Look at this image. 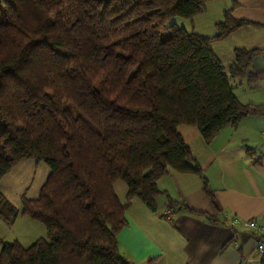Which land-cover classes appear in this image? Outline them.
<instances>
[{
	"label": "trees",
	"instance_id": "1",
	"mask_svg": "<svg viewBox=\"0 0 264 264\" xmlns=\"http://www.w3.org/2000/svg\"><path fill=\"white\" fill-rule=\"evenodd\" d=\"M208 1L0 0V178L27 157L49 166L20 208L46 237L2 240L0 264H132L117 238L126 207L139 198L155 210L157 180L170 169L202 175L178 126H197L209 142L264 114L234 92L237 80L256 84L251 63L264 47H237L228 65L212 49L253 22L232 7L211 36L175 22ZM117 179L127 185L123 203ZM202 188L212 198L206 179ZM18 213L0 190V220Z\"/></svg>",
	"mask_w": 264,
	"mask_h": 264
},
{
	"label": "crops",
	"instance_id": "2",
	"mask_svg": "<svg viewBox=\"0 0 264 264\" xmlns=\"http://www.w3.org/2000/svg\"><path fill=\"white\" fill-rule=\"evenodd\" d=\"M234 2L233 6L232 0H210L204 13L190 19L193 30L203 35L195 20L207 16L209 33H214L215 24L230 7L233 17L253 22L212 42L224 65L233 61L237 47H264V0ZM251 67L256 84L248 86L244 79L237 80L234 92L242 103L264 104V52L253 57ZM178 130L202 175L170 169L157 180L160 193L155 197V210L134 198L125 209L127 224L117 235L121 252L132 264H260L262 251L257 249V240L264 234H257L244 222L256 219L264 224V114L225 126L209 142L195 125L180 124ZM203 179L213 201L202 188ZM113 188L125 202L126 183L117 179ZM18 209L11 225H0V235L19 216H25Z\"/></svg>",
	"mask_w": 264,
	"mask_h": 264
},
{
	"label": "rangeland",
	"instance_id": "3",
	"mask_svg": "<svg viewBox=\"0 0 264 264\" xmlns=\"http://www.w3.org/2000/svg\"><path fill=\"white\" fill-rule=\"evenodd\" d=\"M175 22L179 25H183L188 31H194L192 27V21L189 18H175ZM196 29L205 34L211 36L214 33L211 32L209 25V18L207 16H200L195 20ZM197 32V31H195ZM243 85V84H242ZM49 172V166L43 160L36 157H27L16 162L10 170L0 178V190L9 199V201L21 208L22 196L36 197L39 194V190L43 182L45 181ZM26 219V220H21ZM28 219V220H27ZM32 223V226L28 223ZM7 223V222H6ZM5 221L0 220V225H7ZM12 224V223H11ZM8 223V225H11ZM46 237L45 226L29 216H19L14 225L6 232V229L0 238L5 241L14 240L19 237V242L27 246L31 244L38 237Z\"/></svg>",
	"mask_w": 264,
	"mask_h": 264
},
{
	"label": "built area",
	"instance_id": "4",
	"mask_svg": "<svg viewBox=\"0 0 264 264\" xmlns=\"http://www.w3.org/2000/svg\"><path fill=\"white\" fill-rule=\"evenodd\" d=\"M249 228L253 229L257 234H264V224L258 222L256 219H250L244 222ZM257 249L264 250V240H257Z\"/></svg>",
	"mask_w": 264,
	"mask_h": 264
}]
</instances>
